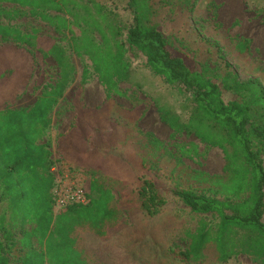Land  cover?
I'll list each match as a JSON object with an SVG mask.
<instances>
[{
    "label": "rangeland",
    "instance_id": "1",
    "mask_svg": "<svg viewBox=\"0 0 264 264\" xmlns=\"http://www.w3.org/2000/svg\"><path fill=\"white\" fill-rule=\"evenodd\" d=\"M90 1L95 4L88 0L68 1L60 5V12L45 7L43 13L49 20L32 16L29 7L0 3L7 10L18 12L0 17V24L38 38L36 50L0 37V85L6 88L3 89L6 96L0 98V110L29 108L55 85L60 69L46 50L56 43L64 50L71 70L65 91L49 113V125L39 139L51 155L56 149V169L67 181H77L83 187L89 180L101 181L117 201L125 191L140 184L141 175L155 183L164 199L160 212L148 216L135 209H123L125 229L114 244L88 239L95 264H264V242L248 231L236 229L223 238L228 259L222 261L214 240L216 216L192 213L174 194L189 190L224 199L221 188L215 190L208 184L191 180L187 172L223 175V151L202 142L194 133L192 125L200 122L201 117L190 94L154 75L144 54L127 45L125 37L132 23L127 0ZM186 2L161 0L160 11L154 17L157 29L172 51L187 58L194 70L217 84L225 103L247 101L250 95L233 94L222 80L230 71L238 81L256 79L264 88V0H193L190 9ZM88 12L104 30L110 28L115 32L113 39L109 34L110 43L116 41L122 45L127 75L124 79L115 78L117 92L107 91L93 70L91 58L77 54L72 48L74 37L78 45L85 38L105 50L101 34L88 26L91 23ZM242 39L249 41L244 53L235 47ZM113 52H116L114 47ZM83 70L87 74L82 82ZM109 72L113 70L110 68ZM11 81L21 88L9 92L6 84ZM78 108L96 110L100 131L114 133L113 142L97 150L103 158L98 167L76 170L58 157V135L74 122ZM151 137L164 150L163 156L156 153V161L146 151ZM144 157L149 166L147 171L140 165ZM242 196L228 197L234 202ZM19 219L20 214L12 209L0 184V238L7 245L9 264H20L30 248L41 249L34 237L22 247L23 229L30 231L34 225L32 222L20 224ZM202 225L208 227L213 240L191 253L188 260H180L175 255L194 243V236Z\"/></svg>",
    "mask_w": 264,
    "mask_h": 264
},
{
    "label": "trees",
    "instance_id": "2",
    "mask_svg": "<svg viewBox=\"0 0 264 264\" xmlns=\"http://www.w3.org/2000/svg\"><path fill=\"white\" fill-rule=\"evenodd\" d=\"M68 1L73 0H0V3L29 7L32 16L49 20L43 9L47 7L60 12V5ZM88 2L95 4L90 0ZM160 2L127 0L132 23L128 27L125 41L129 47L144 54L146 64L154 75L163 77L168 84L177 85L190 94L201 117L200 122L192 125L194 133L202 142L218 146L223 151V175L187 172L191 180L208 184L215 190L221 188L224 199L189 190L176 191L174 194L192 213L216 216L218 224L214 240L220 251V259L225 261L228 255L224 252L223 238L234 229L248 231L264 242V88L256 79L240 82L234 72L227 71L222 80L224 86L233 94H248L250 97L247 101L232 100L225 103L217 84L194 70L187 58L172 51L157 29L154 17L160 11ZM185 4L190 9L193 0H187ZM12 14L18 12L0 5V17ZM88 17L91 19L88 26L101 34L105 50L85 38L78 45L74 37L72 48L77 54L91 58L93 70L107 91L117 92L115 78L124 79L127 75V67L122 59V45L116 41L110 43L109 34L113 39L115 32L110 28L104 30L102 24L89 12ZM0 37L27 44L36 50L38 48L35 35L22 34L12 26L0 24ZM248 46L249 41L242 39L235 47L244 53ZM113 47L116 52H113ZM46 52L60 69L55 85L29 108L0 110V184L12 209L20 214V224L32 222L34 225L30 231L23 229L20 244L25 247L34 237L41 247L40 250L28 249L20 264H95L87 245L89 238L103 244H114L115 238L125 229L121 215L123 209H135L154 216L163 207L164 199L155 183L145 175L138 177L140 184L125 191L120 201L114 198L111 190L101 181L92 179L84 185L86 204L71 205L56 210L54 214V178L50 169L55 161L51 159L47 145L40 143L39 139L49 125V113L65 91L71 67L64 50L56 43L50 44ZM110 68L113 72H109ZM86 74L87 71L83 70L82 82ZM12 82L6 84L9 92L21 88ZM0 87L1 98L6 96L3 93L6 88L3 84ZM99 123L96 110L78 108L74 122L66 132L58 135L57 151L60 160L80 168H88L87 165L98 167L103 158L97 150L107 147L115 137L113 132H101L97 126ZM80 143L94 148L81 161L77 158L83 159L84 156L68 148ZM146 151L154 161L158 158L156 153L159 157L164 155L160 142L154 137L149 139ZM146 160L147 157L140 159L144 171L149 170ZM240 194L243 196L238 201H230L228 197L232 195L237 198ZM194 239L186 251L175 256L180 260H188L191 253H196L204 244L213 240L208 227L204 225L197 230ZM0 264H9L7 245L1 238Z\"/></svg>",
    "mask_w": 264,
    "mask_h": 264
},
{
    "label": "built area",
    "instance_id": "3",
    "mask_svg": "<svg viewBox=\"0 0 264 264\" xmlns=\"http://www.w3.org/2000/svg\"><path fill=\"white\" fill-rule=\"evenodd\" d=\"M53 161L55 164L50 169V174L54 178L53 210H60L71 205L86 204L87 198L84 187L77 181H67L66 176H62L58 171L59 169H56V160Z\"/></svg>",
    "mask_w": 264,
    "mask_h": 264
},
{
    "label": "crops",
    "instance_id": "4",
    "mask_svg": "<svg viewBox=\"0 0 264 264\" xmlns=\"http://www.w3.org/2000/svg\"><path fill=\"white\" fill-rule=\"evenodd\" d=\"M69 149H70V151L72 152V151H75V152H77L78 154H82L83 156L85 155V154H90V152H92L91 150H93L92 148H89V147H87V146H85L84 145V143H80V144H72V145H70V147H68ZM98 156H100V155H98ZM58 157H59V155H58ZM80 157V156H79ZM51 158L53 159V160H56V149H55V151H54V153H52V155H51ZM77 160H79V161H81V160H85V156H84V158L82 159L81 157L80 158H77ZM66 164H68L69 166H71V167H73L72 169H78V170H82L83 168H80V167H76V166H74L73 164H71V163H69V162H67ZM87 167H89V165H87Z\"/></svg>",
    "mask_w": 264,
    "mask_h": 264
}]
</instances>
